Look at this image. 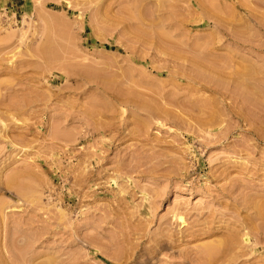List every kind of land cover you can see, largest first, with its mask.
Wrapping results in <instances>:
<instances>
[{"label": "rangeland", "instance_id": "rangeland-1", "mask_svg": "<svg viewBox=\"0 0 264 264\" xmlns=\"http://www.w3.org/2000/svg\"><path fill=\"white\" fill-rule=\"evenodd\" d=\"M233 225L204 263L264 264V0H0V264H199Z\"/></svg>", "mask_w": 264, "mask_h": 264}, {"label": "bare ground", "instance_id": "bare-ground-1", "mask_svg": "<svg viewBox=\"0 0 264 264\" xmlns=\"http://www.w3.org/2000/svg\"><path fill=\"white\" fill-rule=\"evenodd\" d=\"M217 6V5H216ZM221 17V16H220ZM220 17H218V18H220ZM221 21V20H220ZM138 35V34H137ZM53 55V54H52ZM55 57V56H54ZM262 207V206H261ZM260 208V207H259ZM261 210V212H263L262 211V209H260ZM259 211V210H258ZM257 215H259V214H257ZM261 215V214H260ZM262 218H263V216H262ZM234 226V225H233ZM236 226V225H235ZM235 226L233 227V228H231L232 230H229L230 232H229V235L227 236V237H224L223 238V240H224V245H225V249L223 250V252H221V251H219L218 253L216 252V251H218V249H219V244L217 243V244H215L214 242L212 243H208V244H205V245H203L202 246V251L200 252V256L199 257H201V259H202V261L199 263V264H203L204 263V261H207L208 259H210L212 256H214V255H216V256H214L215 257V259L217 258L220 262H222V261H224L225 259H224V257H226L225 256V254H227V253H225L224 251H228V250H231V249H235V247H238L237 246V244L239 243V240L237 241V238L239 237H236L237 236V231H236V228H235ZM240 226V225H239ZM262 226V225H261ZM260 227V226H259ZM237 228H239V227H237ZM261 228V227H260ZM245 229V228H244ZM238 230V229H237ZM264 230V229H263ZM259 231V230H258ZM241 234V233H240ZM248 235H250V234H248ZM247 234H245V238H241V240H242V245H247L248 244V237H246V236H248ZM258 238V237H257ZM261 239V238H260ZM223 240H222V242H223ZM258 240V239H257ZM259 241V240H258ZM222 242L220 241L219 243H221L222 244ZM223 245V244H222ZM218 246V247H217ZM248 247V246H247ZM218 248V249H217ZM244 248V247H243ZM236 249H238V248H236ZM235 249V250H236ZM252 250V249H251ZM233 252H235L236 253V251H233ZM238 253L239 252H241V250L239 251H237ZM217 253V254H216ZM223 253H224V256H223ZM237 254V253H236ZM241 254H242V252H241ZM221 255H222V257H221ZM232 256H234V255H232ZM240 256V255H239ZM213 258V257H212ZM226 258H228V257H226ZM239 258V257H238ZM215 259H213V261H215ZM211 260V259H210ZM210 260H209V262H210ZM229 260H231L230 258H229ZM234 261V260H233ZM209 262H207V263H209ZM237 262V261H236ZM211 263H212V261H211ZM210 263V264H211ZM215 263V262H214ZM205 264V263H204ZM226 264H229V262L228 261H226ZM235 264V263H234Z\"/></svg>", "mask_w": 264, "mask_h": 264}]
</instances>
